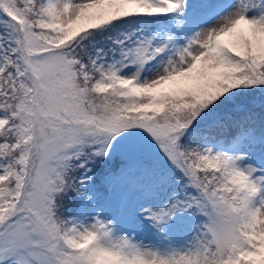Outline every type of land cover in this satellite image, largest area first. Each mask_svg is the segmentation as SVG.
Segmentation results:
<instances>
[{
    "label": "snow or ice",
    "instance_id": "1",
    "mask_svg": "<svg viewBox=\"0 0 264 264\" xmlns=\"http://www.w3.org/2000/svg\"><path fill=\"white\" fill-rule=\"evenodd\" d=\"M0 264H264V0H0Z\"/></svg>",
    "mask_w": 264,
    "mask_h": 264
}]
</instances>
